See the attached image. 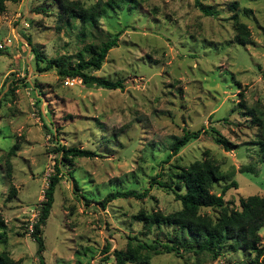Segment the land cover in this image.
<instances>
[{"label": "rangeland", "instance_id": "rangeland-1", "mask_svg": "<svg viewBox=\"0 0 264 264\" xmlns=\"http://www.w3.org/2000/svg\"><path fill=\"white\" fill-rule=\"evenodd\" d=\"M198 1L217 12L204 14L196 0H116L117 7L99 15L85 34L78 23L57 21L54 0L6 1L0 11V216L5 223L0 250L18 264H37L30 224L54 171L57 143L97 154L58 163L61 174L41 224L44 264H114V248L149 242L155 234L163 239V232L147 229L136 214L166 213L180 203L173 188L150 184V177L172 186L175 172L204 155L214 158L224 181L237 182L223 194L228 207H238L239 196L264 195V162L248 111L255 107L264 119V0ZM232 2L249 42L233 40ZM114 32L116 44L89 72L121 78V88L84 84L78 77L59 76L53 67L39 70L43 62H35L31 50L73 63L78 51L86 57V43ZM201 125H213L233 144L225 149L205 132L164 160L174 135ZM222 183L215 181L211 190L219 192ZM10 185L15 193L8 197ZM128 187L146 188L147 194L115 197L103 206L96 202L109 190ZM219 210L200 208L212 217ZM257 232L264 245V221ZM139 251L147 254L146 261L125 263L256 264L253 252L241 249L223 250L215 258L205 252Z\"/></svg>", "mask_w": 264, "mask_h": 264}, {"label": "trees", "instance_id": "trees-1", "mask_svg": "<svg viewBox=\"0 0 264 264\" xmlns=\"http://www.w3.org/2000/svg\"><path fill=\"white\" fill-rule=\"evenodd\" d=\"M7 0H0V11L5 9ZM56 2L58 19L65 24H79V32L86 33L95 25L99 15L105 10L116 8V0H96L90 4H84L80 0H54ZM133 1V0H130ZM204 14H214L216 9L196 0L195 3ZM237 3H231V18L234 27L233 40L239 43L250 41L249 30L244 22L237 18ZM245 11V9H243ZM117 33L114 32L99 43L89 42L85 44L86 57L78 51L77 59L69 63L61 56L43 57L36 47H31L35 62L42 61L43 65L38 66L39 70L53 67L59 76L78 77L80 81L88 85H97L105 88H121L123 82L121 78L110 79L90 73L89 70L97 69L101 65L107 50L116 44ZM29 42V38L26 37ZM252 114L257 126V152L260 161L264 162V119L260 116L259 110L255 107L248 109ZM209 132L213 140L223 148L228 149L231 143L213 125L203 126L194 129H183L179 135H174L169 143L170 154L175 153L181 146L193 138H197L201 133ZM15 145L9 146L8 153L13 152ZM55 149L58 157L53 162V173L48 176L46 186L42 192V199L39 202L35 219L31 222L29 234L35 241V254L37 264H44L42 257L43 239L41 235V224L44 223L49 208L53 200V189L58 181L60 167L58 163L70 160L71 156H91L97 154L93 149L79 147L75 145H64L57 143ZM5 176L10 177L11 165L8 158H5ZM70 176L71 173H69ZM222 179L219 192H213L212 185L215 181ZM226 179L214 160V158L204 155L194 159L187 165L182 166L175 172V181L171 186L161 179H156L155 175L150 177V184L156 183L160 186L173 188L175 199L180 203L179 208L163 213L159 210L137 212L136 217L141 219L147 229H155L163 232L164 238L155 236L149 241H141L136 245L126 244L125 248H114L112 254L114 264H126V261L144 262L147 259L146 253H141L139 248L145 247L152 251H172L181 254L185 251L198 253H208L215 258L223 250L235 251L237 249L253 252L252 262L264 264V245L258 242V228L264 221V195L248 194L238 197V207H228L223 198L225 190L229 187H237L235 179ZM72 184L77 189V183L72 178ZM7 195L15 193L14 187L9 186ZM147 194V189L115 188L107 191L100 199H97L101 206L108 200L115 197L133 196L141 198ZM85 198V197H84ZM201 207H219L218 214L214 217L206 212L200 211ZM5 223L0 216V242L5 241ZM18 259L9 256L5 249L0 250V264H18Z\"/></svg>", "mask_w": 264, "mask_h": 264}]
</instances>
